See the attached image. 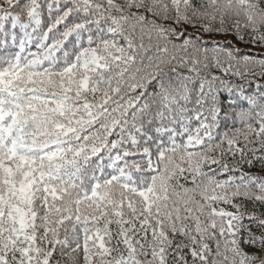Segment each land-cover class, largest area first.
<instances>
[{"label": "snow or ice", "instance_id": "snow-or-ice-1", "mask_svg": "<svg viewBox=\"0 0 264 264\" xmlns=\"http://www.w3.org/2000/svg\"><path fill=\"white\" fill-rule=\"evenodd\" d=\"M0 264H264V0H0Z\"/></svg>", "mask_w": 264, "mask_h": 264}]
</instances>
